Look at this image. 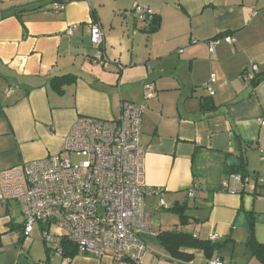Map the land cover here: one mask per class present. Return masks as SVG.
I'll use <instances>...</instances> for the list:
<instances>
[{"label":"crops","instance_id":"1","mask_svg":"<svg viewBox=\"0 0 264 264\" xmlns=\"http://www.w3.org/2000/svg\"><path fill=\"white\" fill-rule=\"evenodd\" d=\"M56 1L0 0V172L64 154L79 118L118 119L123 102L135 103L143 108L146 183L160 192L147 197L155 200L152 211L160 212V201L165 211L187 202L189 222L174 229L261 264L248 247V216L255 214L254 239L264 244V184L257 180L264 177V80L253 86L241 77L253 67L264 74V0H85L55 12ZM140 4L161 18L158 31L137 24L132 10ZM11 8L24 11L8 14ZM93 23L103 29L108 66L94 62ZM64 76L72 81L60 94L50 82ZM206 98L213 109H201ZM231 160L245 162L249 173L247 185L230 181L235 192L221 186L240 175ZM13 204H0L1 235L17 228ZM146 242L144 264L209 262L198 250L187 251L191 262L178 261L156 238ZM213 259L228 264L221 252ZM69 264L126 263L78 254Z\"/></svg>","mask_w":264,"mask_h":264},{"label":"built area","instance_id":"2","mask_svg":"<svg viewBox=\"0 0 264 264\" xmlns=\"http://www.w3.org/2000/svg\"><path fill=\"white\" fill-rule=\"evenodd\" d=\"M75 1L85 0H57L53 10L62 12ZM133 14L142 22L153 19V12L139 5L134 6ZM90 38L97 51L94 62L108 66L105 35L99 23L91 25ZM224 40L234 43L231 36ZM209 43L213 51L217 43ZM256 76L257 68L253 67V72L241 78L250 84ZM206 88L213 96L211 85ZM153 96L154 86L146 85L145 98ZM142 117L141 106L123 102L118 119L79 118L67 138L64 154L0 172V204L19 205L27 238L37 223L44 226V240L64 258L63 264L71 260L64 257L65 242L82 255L144 264L145 256L151 253L146 239L160 234L146 209V199L160 192L150 190L146 183ZM257 180L264 184V177ZM230 181L247 185L249 178L234 175L222 182L223 189L235 192ZM189 195L194 197L193 192ZM167 208L163 201L157 206L158 211ZM208 264L224 263L212 259Z\"/></svg>","mask_w":264,"mask_h":264},{"label":"trees","instance_id":"3","mask_svg":"<svg viewBox=\"0 0 264 264\" xmlns=\"http://www.w3.org/2000/svg\"><path fill=\"white\" fill-rule=\"evenodd\" d=\"M145 8V7H143ZM149 9V8H147ZM24 10L22 8H11L9 11H7L8 14H16V13H22ZM152 11V10H151ZM153 12V11H152ZM132 15L135 18V20L138 22H142L136 18V16L133 14L132 10ZM148 24V29L147 32H155L158 31L161 28L162 20L159 16H157L153 12V19L151 21H146L143 22ZM104 46H105V41H104ZM70 76H64L61 78L54 79L50 82V86L52 89L57 91L58 93L62 94L64 93V86L72 81L70 80ZM264 80V74L256 76L254 81L252 82L253 86H256L259 82ZM154 97V96H153ZM152 97V98H153ZM212 97V96H211ZM129 102V101H125ZM132 103V102H131ZM135 104V103H134ZM137 105V104H136ZM140 106V105H139ZM215 105L213 104V101L211 98H206L203 99L201 102V109L204 110H210L213 109ZM239 168L238 173L242 177H248L249 173L246 169V164L245 162L239 160V163L237 165ZM257 178V176H256ZM188 209V203L185 202L181 206H174L173 208L170 209V211L174 212L180 217L181 221V226H186L189 222V217L186 216V210ZM249 229L251 233V240H249L248 247L252 253V256L261 264H264V244L258 243L254 239V228H255V223H256V217L255 214L251 213L249 214ZM23 226L21 227V229ZM43 231H44V226H43ZM26 239H28L22 229V241L24 242ZM160 244L164 247V249L169 253L170 257L182 261V262H191L194 259V255L187 253L188 250H198L203 252L204 256L206 259L209 261L213 259V257L221 252L222 247L224 245H221L217 242H206V241H200L199 239L195 238L193 235L184 233L183 231H179L178 228L173 229L172 231H167V232H162L159 234V236L156 238ZM64 247V257L65 258H74L77 256L78 249L68 243L63 244ZM48 252V261H50V255H49V249L47 250Z\"/></svg>","mask_w":264,"mask_h":264},{"label":"rangeland","instance_id":"4","mask_svg":"<svg viewBox=\"0 0 264 264\" xmlns=\"http://www.w3.org/2000/svg\"><path fill=\"white\" fill-rule=\"evenodd\" d=\"M139 6L143 7L142 4ZM131 10V9H130ZM127 10V11H130ZM126 13V12H125ZM138 25L142 26L143 22H137ZM68 157L67 155H65ZM73 161H77L74 157ZM148 201V202H147ZM155 200H147L146 199V207L149 212L152 213L153 219L158 225L161 221L162 223V231L167 232L171 231L175 228L174 225H181L180 217L172 211L162 210L159 213L152 211L150 208V203L153 204ZM193 200H189V204H193ZM157 204V203H156ZM191 210H186V216L189 217ZM189 212V214H188ZM12 217L14 223L17 225V228L5 234H0V264H61V259H58L55 253V248L52 244L46 243L43 235V226L37 223L34 226V232L31 236L26 239L24 242L22 241V229L24 223V218L21 213V209L19 205L13 204ZM189 220V219H188ZM50 255V261H48V252ZM225 249L221 250V254L226 256V260L228 264H247L244 263V256L240 250L236 251V256L233 255L232 251H226ZM234 256V259L232 258Z\"/></svg>","mask_w":264,"mask_h":264},{"label":"water","instance_id":"5","mask_svg":"<svg viewBox=\"0 0 264 264\" xmlns=\"http://www.w3.org/2000/svg\"><path fill=\"white\" fill-rule=\"evenodd\" d=\"M230 163H231V164H233V163L237 164V163H238V160H231Z\"/></svg>","mask_w":264,"mask_h":264}]
</instances>
